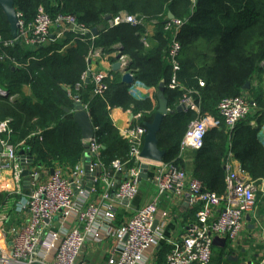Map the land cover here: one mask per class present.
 Instances as JSON below:
<instances>
[{"label":"trees","instance_id":"trees-1","mask_svg":"<svg viewBox=\"0 0 264 264\" xmlns=\"http://www.w3.org/2000/svg\"><path fill=\"white\" fill-rule=\"evenodd\" d=\"M13 1L25 22L33 20L42 5L52 16L58 11L68 12L89 29L97 30L92 41L87 34L80 39L65 32L61 39L50 40L37 49L16 43L6 52L21 66L0 60V87L4 88V93L0 92V120L9 119L10 142L14 145L24 142L21 149L28 147L27 153L35 165L50 169L55 163L72 167L82 155L81 130L70 112L73 101L67 91V88L73 91L77 84L80 87L75 95L87 105L94 138L104 147L101 161L107 168L114 159L126 161L129 151L127 141L110 121L108 110L122 107L133 113L141 112L142 124L153 119L156 107L152 101L132 98L119 73L108 82L103 96L93 94V83L82 79L91 47L110 53L114 51L112 46L119 43L135 79L155 88L162 81L168 108L177 107L182 90L168 87L172 69L164 57L168 35L162 30L170 11L176 18L188 17L177 36L181 49L176 77L185 88L197 91L193 97L200 103L201 112L218 116V103L242 94L246 83L258 109L253 118L246 116L237 122L231 137L223 128L209 130L203 146L190 152L189 165L184 162L185 153L179 155V143L196 114L194 111L167 114L157 134V147L164 151L162 161L189 170V175L204 187L221 194L225 187V161L231 153L253 180L264 182V145L257 138L264 120V0H195L192 9L189 0ZM120 11L157 19L150 48L141 40L143 26L108 27L106 17ZM0 35L11 37L1 8ZM198 79L204 81V86L198 85ZM27 85L29 95L23 92ZM253 119L255 125L251 124Z\"/></svg>","mask_w":264,"mask_h":264},{"label":"built area","instance_id":"built-area-1","mask_svg":"<svg viewBox=\"0 0 264 264\" xmlns=\"http://www.w3.org/2000/svg\"><path fill=\"white\" fill-rule=\"evenodd\" d=\"M17 16L16 37L0 35V60L7 59L13 66L22 64L6 49L16 43L37 49L50 40L61 39L65 32H71L75 38L81 39L85 34L91 41L95 38L91 29L68 12L58 11L52 16L39 5L33 20L25 22L19 12ZM144 19V16L120 11L111 16L107 24L108 27L122 24L139 27L143 26ZM187 20L188 17L166 18L162 26L169 36L164 51L172 69L168 87L182 90L177 106H181L183 112L194 111L196 114L180 140L179 155L200 149L204 136L213 128H223L231 137L237 122L258 109L252 97L240 94L223 98L217 105L218 116L201 112L200 103L193 97L197 91L185 88L176 77L180 69L178 55L181 49L177 36ZM156 22L150 23L155 26ZM148 33L145 28L141 36L145 44ZM51 34L55 36L53 39ZM112 48L114 51L110 53L119 54L121 67L126 66L128 58L121 53V45L116 43ZM110 53L91 47L86 60L106 59ZM109 80L111 75L108 73L94 72L90 78L93 94L103 96ZM198 85L204 86V81L198 79ZM79 87L80 84L75 86ZM130 90L136 93L133 86ZM67 91L74 102L80 101L70 93V89ZM0 92L4 93V90ZM10 132L9 119L0 120V189L2 172L9 171L12 182L4 188L5 197L0 201V264H89L80 258L84 246L110 237L116 239L115 250L99 264H147L150 253L160 247L161 231L168 212L159 210L158 200L168 192L178 196L186 193L189 204L196 206L197 211L179 238L171 242L165 264H211L213 239L219 237L237 242L247 229L246 217H255L257 191L264 188L240 165H233L231 153L225 161V187L221 194L208 190L174 162L143 159L140 152L146 127L141 124H128L121 131L129 145L126 161L114 159L106 169L101 161V145L93 137L85 140L88 155L83 154L78 164L58 167L48 178L40 180L39 173L33 170V157L30 159L28 147L19 154L17 145L9 140ZM19 145H24V142ZM142 162L154 167L150 181L155 194L149 203L134 210L132 202L139 193V166ZM86 163L88 169H85ZM24 169L30 172L27 193L23 191L21 182ZM87 175L90 178L87 179ZM116 180L119 182L111 192ZM87 182L91 184L89 188ZM18 195V201L13 199ZM12 203L15 207H11ZM121 206L129 215L116 225L117 211ZM13 210L18 214L16 220H20L19 223H9ZM71 221L73 224L67 227ZM154 222L156 225L153 227ZM261 242L264 243V237ZM263 263L264 250L259 264Z\"/></svg>","mask_w":264,"mask_h":264},{"label":"crops","instance_id":"crops-1","mask_svg":"<svg viewBox=\"0 0 264 264\" xmlns=\"http://www.w3.org/2000/svg\"><path fill=\"white\" fill-rule=\"evenodd\" d=\"M147 30L149 33H148V37H147L148 40H147L146 47L148 46V44L153 43L152 37L154 35V34H152L151 29L148 28ZM63 48H66V46H64ZM115 55H117V54L110 53L109 58L92 61L90 63V65H88V68H87V71L90 72L89 80L91 78V75L97 71H103L105 73H108L109 75H111V80H113L114 74H117V73H119L120 78H121L123 73H124L123 69L126 66L121 67L119 70L112 69V64L114 62H116ZM124 55H126V54H124ZM126 57H127V55H126ZM110 59H113V60L111 61ZM127 64H128V62H127ZM128 71L133 75L131 70H128ZM86 72H85V74H86ZM85 74H83L84 75V78H83L84 81H85V76H86ZM111 80H109V81H111ZM255 84H257V81H254V85ZM131 86H133V88L136 90V93H133L130 90ZM127 87H128L127 92L132 98H134V99L148 98L152 101L153 107H156V109H157V106H158V98L157 97H158V93H159L158 88L147 86L143 82L136 80V79L132 85L127 86ZM1 88H3V87L1 86ZM247 88H245V90L243 91L242 94H247L248 96H251V93L247 90ZM67 89H70V88H67ZM107 89H108V82H107L106 91H107ZM77 91H78L77 88H75L73 91L70 89L71 94H75V93H77ZM23 92L25 93V95L30 94V90H29L28 85L24 86ZM71 100L73 101L72 98H71ZM73 103H74V101H73ZM82 104L86 106L85 110L88 113L87 105L84 104L83 102H82ZM73 108H74V106H73ZM156 109H155V112H156ZM173 110H175V109H173ZM67 112H69V110ZM70 112L73 113V109ZM155 112H154V114H155ZM182 113H183V110H182ZM88 115H89V113H88ZM108 116H109V119L112 122L113 126L119 131L120 135H121L122 129L124 127H126L128 124L144 125L145 123H147V122H145L142 124L140 122L141 117H142L141 112L133 113L130 109L124 110L122 107L110 108L108 110ZM248 116H250V118H253L254 114L252 113V114H249ZM252 122L254 123L252 125H255V119H253ZM257 138L264 145V120H263L262 126L259 128V130L257 132ZM83 143L85 146L86 145L85 140H83ZM19 144H21V142ZM19 144H17V147L19 148L20 151H22V149H21L22 147ZM101 150H102V146H101ZM86 152H87V150H85V148H84L82 155L83 154L85 155ZM190 152H191V150H188V151L184 152L185 154L183 153L184 157H185L184 162H186L188 165H189V163L191 164L190 157H192V155ZM81 156L74 165L79 163ZM54 165L55 166L50 169V168H47L45 166H38L37 164L35 165L34 163H32L33 170L35 172L39 173V175H40L39 176L40 180L48 178L51 171H54V169L61 167V164L55 163ZM233 165L235 167H237L238 165H240V163L237 159L234 158ZM66 166H69V165H66ZM190 167L191 166H189L187 168H190ZM105 168L107 169V167H105ZM153 169H154L153 166H149L148 173H147V179L141 180V183H143L142 188H143L144 192L141 190L142 192L138 193L136 198L133 200L132 206H133L134 210L136 208H139V207L149 203L154 198V194H155L154 190L155 189L152 186V183L150 181V179L153 175ZM186 172L188 174L191 173L189 170H186ZM9 173H10L9 171H4L1 173V178L3 179V182H2V188L0 189V201H2L5 197L4 188H7L12 183L10 180V177H9ZM28 179H29L28 175H27V177L22 176V181H21L22 187L24 189L23 191L26 193L28 192L27 189L29 186ZM88 184L89 183L87 182V185ZM259 184H260V187L264 186L263 181L260 182ZM115 187L113 184V188H112L111 192L114 191ZM187 197L188 196L186 193L185 194L183 193V195L178 196V195L173 194L172 192H168L159 198L158 208L160 211L161 210L167 211L168 216L164 220V225H163V228L161 231V237L162 238L160 241V247L155 249L154 252L152 251L150 253L149 260H148L147 264H165L166 252H168V250L170 249L171 242L177 240V238H179L181 233L184 231L187 222L194 219L195 213L197 211V207L191 206L188 202ZM13 199H16V201H18L20 199V195H18L16 198H13ZM14 203H12L11 207H15ZM11 214L12 215L10 217L9 223H19L20 220H16V217L18 216V214H15L14 210L12 211ZM123 214H124V216H123ZM127 215H129V212H126L124 210V207H122V206L119 207V210L117 211L115 224L119 225L121 222L124 221V219L126 218ZM72 224H73L72 221L68 222L67 227L71 226ZM155 225H156V222H155ZM246 225H247L246 231L241 235L240 239L237 242H231L228 239H225L224 247L216 246V245L213 246L214 250L212 251L211 264H259L260 263V261L262 259L263 250H264V243L261 242V240L264 237V227H263L264 226V188L259 189L257 191V201H256V206H255V217L250 218V220L246 223ZM250 226H252V227H250ZM261 226H262V228H261ZM115 245H116V239L112 238V237L107 238L106 240L101 241L99 243L89 242L84 246L80 258L89 264H99L109 254L114 252ZM223 255H225L223 257L224 259L221 257ZM219 257H221V258H219Z\"/></svg>","mask_w":264,"mask_h":264},{"label":"water","instance_id":"water-1","mask_svg":"<svg viewBox=\"0 0 264 264\" xmlns=\"http://www.w3.org/2000/svg\"><path fill=\"white\" fill-rule=\"evenodd\" d=\"M0 8L2 9L6 20L9 24V28H10V35L12 38H15L17 35V22H18V16H17V11L14 7V1L13 0H0ZM174 17V15L169 11L167 13V19L170 20ZM110 18V16H107L106 19L108 20ZM94 34H97V30L93 29L92 30ZM55 36L53 34L50 35V38L53 39ZM119 54L115 55V58L118 59L119 58ZM90 60L87 61V64L90 65ZM128 64H126V67L123 69L124 73L121 77V81L122 83H124L126 86H130L133 84V82L135 81L134 76L128 71ZM121 68L120 62H114L112 64V69L114 70H119ZM85 82L89 81V77H90V72L87 71L85 74ZM245 88L248 87V83L245 84L244 86ZM163 90H164V83L161 81L159 83L158 86V106L156 109V112L153 116V119L151 122L149 123H145L144 126L146 127V133L144 135V142H143V146L141 148V152H140V156L147 160V161H155V162H161L163 155H164V151L160 150L157 147V134L160 130V126L162 123L163 118L167 115V114H174V113H180L182 112V107L181 106H177L175 108V110L173 109H169L167 106V100L163 94ZM73 120L75 123H77V125L79 126L80 130H81V137L83 140H88L94 137V129L93 126L91 124L90 118L88 113L86 112V110L83 108L82 102L81 101H77L73 103ZM65 111L67 112L68 109H65ZM85 150L88 149V146L85 145L84 146ZM102 148H104L102 146ZM1 150V147H0ZM19 154H23V151H20ZM86 155L87 152H86ZM30 159H32V156H30ZM89 165L88 163H86L85 165V169H88ZM148 168H149V164L148 162H142L139 166V177L141 180L143 179H147V173H148ZM30 172L26 169H24L22 171V176H26L29 174ZM52 173V171H51ZM87 178H90L89 175H87ZM117 182H119L118 180L115 181L114 183V187L116 186ZM91 184H88L87 187L89 188ZM247 221L250 220L249 216L246 217ZM153 227L155 226V222L153 223ZM252 227V226H250ZM213 245L216 246H221L224 247L225 245V239L224 238H219V237H215L213 239Z\"/></svg>","mask_w":264,"mask_h":264},{"label":"rangeland","instance_id":"rangeland-1","mask_svg":"<svg viewBox=\"0 0 264 264\" xmlns=\"http://www.w3.org/2000/svg\"><path fill=\"white\" fill-rule=\"evenodd\" d=\"M189 2L191 3V9H192V7H193V5H194V1L193 0H189ZM189 9H190V4H189ZM169 12V11H168ZM190 12V11H189ZM137 15H140V16H144L146 19H144V21H143V28H144V30H145V28L146 29H151L152 30V33L153 34H155V31H156V24H155V26H152L151 25V23L150 22H153V21H156L157 19L156 18H147V16L146 15H142V14H137ZM93 29H95V28H93ZM93 29H91V32L93 33ZM94 34V33H93ZM94 35H96V34H94ZM168 35V34H167ZM167 35H166V37H167ZM169 37V36H168ZM168 37H167V40H168ZM168 42V41H167ZM153 44V43H152ZM152 44L150 43V44H148V48H150V46H152ZM64 49H62L61 51H63ZM118 61V59H116V62ZM119 62V61H118ZM263 77H264V74H263ZM262 86L264 87V81H263V83H262ZM0 90H4L3 88H1L0 87ZM251 97V96H250ZM263 99H264V94H263ZM185 113V112H184ZM254 124V123H253ZM142 186H143V183H140V187H139V193H141L142 191L144 192V190H143V188H142ZM142 190V191H141ZM263 200V199H262ZM9 209H10V205H9ZM11 212V211H10ZM123 216H124V214H123ZM261 225V224H260ZM264 227V226H263ZM261 228H262V226H261ZM222 257V256H221Z\"/></svg>","mask_w":264,"mask_h":264}]
</instances>
